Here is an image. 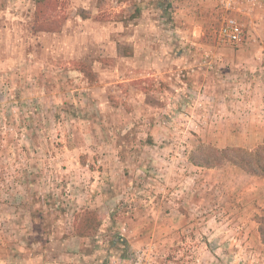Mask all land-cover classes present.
<instances>
[{
    "label": "rangeland",
    "instance_id": "rangeland-1",
    "mask_svg": "<svg viewBox=\"0 0 264 264\" xmlns=\"http://www.w3.org/2000/svg\"><path fill=\"white\" fill-rule=\"evenodd\" d=\"M63 1L0 0V264H264V176L188 157L264 142V0Z\"/></svg>",
    "mask_w": 264,
    "mask_h": 264
},
{
    "label": "trees",
    "instance_id": "trees-1",
    "mask_svg": "<svg viewBox=\"0 0 264 264\" xmlns=\"http://www.w3.org/2000/svg\"><path fill=\"white\" fill-rule=\"evenodd\" d=\"M64 5L65 1L63 0H33L32 22L35 24L42 22L53 24L54 21L53 23L49 21L50 16H53ZM88 73L91 76V71H88ZM188 157L190 162L196 166L212 168L230 164L240 168L249 175L264 176V142L252 148L242 146L217 148L200 142L191 150ZM103 217L104 214L101 210L88 207L80 208L73 215L71 235L82 238L90 237L100 227ZM255 220L257 222L260 242L264 246V214L256 215Z\"/></svg>",
    "mask_w": 264,
    "mask_h": 264
},
{
    "label": "built area",
    "instance_id": "built-area-1",
    "mask_svg": "<svg viewBox=\"0 0 264 264\" xmlns=\"http://www.w3.org/2000/svg\"><path fill=\"white\" fill-rule=\"evenodd\" d=\"M242 34V24L231 16L225 18L217 30L218 40L227 44L238 43L241 40Z\"/></svg>",
    "mask_w": 264,
    "mask_h": 264
}]
</instances>
